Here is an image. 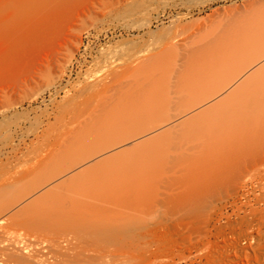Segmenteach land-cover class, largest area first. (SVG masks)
Instances as JSON below:
<instances>
[{"label":"rangeland","instance_id":"rangeland-1","mask_svg":"<svg viewBox=\"0 0 264 264\" xmlns=\"http://www.w3.org/2000/svg\"><path fill=\"white\" fill-rule=\"evenodd\" d=\"M262 10L264 0H0V207L6 209L4 224L0 226L1 239L22 245L40 244L46 238L45 233L37 226L28 225L26 216L17 214L19 211L46 191H50L52 198L58 194L73 195L74 190L71 188L72 193L70 186L68 189V178L168 127L164 124L116 149L96 153L101 143L112 144L120 138L107 134L105 127L106 114L121 95L104 86L120 77L125 62L157 56L169 48L159 59L165 69L161 67L160 72L141 78L147 89L141 93L150 97L124 104H144L157 123L168 117L173 118L171 124H176L219 98L214 96L182 114L202 97L212 96V84L219 77L202 76L196 86L191 83V75L179 69L174 73L177 70L172 72L173 67L185 64L191 49L217 39L224 31L231 30L235 22L249 18L261 20ZM263 29L258 30L264 34ZM251 47L255 49L254 45ZM263 62L264 57L258 64ZM228 69L218 74L220 79L229 76ZM248 73L249 70L227 89ZM181 83L186 84L182 87ZM137 90H126L124 94L133 92L139 96L142 90ZM146 121L140 122L149 128L151 125ZM98 124L100 128L95 130ZM90 134L94 138L84 136ZM180 134L174 142L180 143L183 150L168 152L167 160L195 156L201 148L208 151L210 141L216 140L212 133ZM263 157L264 154L259 163L252 161L256 163L252 168L251 162L249 168L244 163L240 165L242 174L240 177L236 174L238 180L234 178L237 182L233 178L216 179L209 182L218 185L205 182L210 187L204 188V183L195 192L196 185L190 187L191 182H185L187 178L181 180L179 191L173 188L178 191L175 193L194 195L191 201L183 202L185 207L182 203V206L172 205L175 212L171 205L165 208L160 202L174 193L167 185L173 187L182 175L190 178L192 167L185 163L177 165L173 160L160 166L165 171H155V176L150 174L156 188L155 199L160 202L157 208H144L148 213L133 207L130 212L125 211L130 217L133 214L137 222L139 219L135 247L131 249L135 252L128 253L132 259L120 255L112 264H264ZM134 160L124 157L123 161L132 168ZM68 161L80 164L67 170ZM110 164V168L119 167L116 162ZM258 164L262 165L260 169L256 168ZM134 173L133 178L140 176ZM80 176L88 183L87 175ZM63 181L66 183L60 185ZM204 189L209 190L207 194ZM199 190L206 194L200 198L203 193L200 191V200L195 194ZM110 208L120 211L115 206ZM120 258L124 260L119 261Z\"/></svg>","mask_w":264,"mask_h":264},{"label":"bare ground","instance_id":"bare-ground-1","mask_svg":"<svg viewBox=\"0 0 264 264\" xmlns=\"http://www.w3.org/2000/svg\"><path fill=\"white\" fill-rule=\"evenodd\" d=\"M260 16H262V19L260 18L262 21L259 18L257 20L249 18L247 21L239 20L235 24L233 23L232 29H228L229 31L227 32L224 31L217 39L206 41L202 46L191 49L185 64L173 67L174 70L172 72L177 70L174 73L180 70L191 75L193 77L191 83L196 86L200 84L199 79L202 76L215 75L219 77L212 84L213 95L202 97L201 101L188 106L182 114L190 112L214 96H219V98L176 124H171L173 118L168 117L161 119L162 121L157 123L152 119V116L150 117L147 106H143L144 104H132V106L124 104L126 102L147 100L150 97L141 93L146 88V83L141 78L143 79L145 76L157 73L161 67V69H165L159 59L169 48L163 50L157 56L151 55L144 60L136 58L137 60L131 59L125 62L120 69L122 70L121 78H114L113 81L111 80L104 86L105 89L119 92L121 95L116 99L118 101L116 104L118 105L113 104L115 106L112 105V108L108 110L105 127L107 134L116 135L120 138H117V141L112 144L101 143L96 153L99 154L110 149H116L129 140L141 138L157 130L164 124H167L168 127L149 135L146 139H141L103 157L100 161L83 169L84 171L68 178V182H70L68 189L70 186V189L74 190L73 193L71 189L73 195L65 197L58 194L52 198L49 197L50 191H46L28 203L17 214H24L28 219V225L37 226L38 229L45 233L46 238L40 244L34 246L22 245L20 242H12L9 241L10 239L7 240L8 238L5 240L0 237V264H112L120 255L121 258L123 255L127 257L128 253L133 252L131 249L133 250L132 247H135V237H137L135 232L140 226L138 224L139 219L137 222V219L134 216L132 217L133 214L130 217L127 215L128 212L126 214L125 211H129L132 207L135 210L152 209L160 202V199H158V202L155 199L156 188L153 187V181L150 178L155 174V171L163 169L160 166H166V163L168 165L173 160L166 159L168 152L183 150L180 143L176 142V144L174 142V139L181 135L180 133L197 134V136L198 133L200 136L201 134L212 133L211 135H215H213V139L216 140L215 142L212 140L213 143L211 141L210 144L208 143V151L199 146L201 152L197 149L198 154L195 156L190 154V157L183 156L175 159L176 161L173 160L177 162V165L185 163V165L192 167L191 171L194 174L192 172L193 176H191L192 174L190 175L189 173L190 178H184L182 175L180 181L177 179L178 182H175L173 187L171 183V185H167L169 190L172 189L174 191V187H182L183 182L181 180L187 178L185 182H191V184L189 183L190 187L192 184L196 185L195 190L192 189V191L196 192L197 188L205 182L216 179L228 181L229 179H234L237 173L238 176L241 175L242 173H240L241 170L239 172V169H241L240 165L243 163V166L247 165L246 167H248L252 161L256 160L257 163L263 161L259 158L264 154V62L262 64L258 63L264 57V41L261 40L264 38V34L260 33L258 29L264 28V10L260 12ZM258 42L261 43L258 44ZM252 45H254L256 50L251 47ZM257 46L262 47L258 49ZM250 50L254 51L251 52ZM227 68H230L227 72L229 76L227 75L226 78L224 75L226 79H220L221 77L218 74H221V71ZM248 70L249 73L242 81L227 89ZM185 84L181 83V86L184 87ZM152 87L148 88L151 89ZM136 89H138L137 91L142 90L139 96H136L137 94L135 95L133 92H130L131 94L129 93V95L124 94L126 90L134 91ZM226 89L227 91L225 92ZM142 117L143 119H148L151 125L149 128H144L143 122H140L143 120ZM97 128H100L99 124L95 126V130ZM125 135H130V137L127 138ZM84 136L94 138L91 134ZM124 157L135 159L134 166L131 165L132 168H128L125 165ZM113 162H116L119 167L113 168L112 166L110 168V163ZM79 164L74 161H68L65 163V167H67V170H71ZM253 164L256 165L253 162L249 166L252 168ZM261 164H258L256 168L258 169L259 166L260 169L262 167ZM108 165L109 168H106ZM156 168L158 169L155 170ZM188 170L189 168L186 171ZM163 171L165 170L163 169ZM259 171L257 170V172ZM134 172L136 174L139 173L140 176L133 178ZM151 173L152 176L150 175ZM159 173L161 174V172ZM81 174L87 175L88 183L79 178ZM237 177L236 179L238 180L239 178ZM204 178L206 181L203 182ZM254 178H256V175ZM149 179L152 181L151 183H149ZM236 179L234 180L236 181ZM218 182L220 183L221 181ZM64 183L66 181H63L60 185ZM205 184L206 186L201 185L199 189L203 188V186L207 188L210 184V186H214L216 182L214 185L212 182H209L208 185L207 183ZM167 187H164V189ZM200 191L203 190L195 193L197 198H199ZM205 191L200 193V198L206 195L209 190L204 194ZM174 193H169L167 198L164 199L161 197L163 200L160 203L164 207L166 206L165 208L168 205L174 206V204L182 206L183 202H187V199L189 201L193 199L192 192L191 196L190 192L188 194ZM190 198L192 199L190 200ZM177 205L175 206L177 207ZM110 206H115V209L118 207L120 211L116 212L115 210L114 212ZM173 206L171 207L172 209ZM181 209L183 210L182 207L179 210ZM172 212H175V210ZM5 213L6 209L0 207V226L4 224ZM69 234H72L73 237H69L71 236ZM129 256L132 259V255ZM121 258L119 261L122 260Z\"/></svg>","mask_w":264,"mask_h":264}]
</instances>
